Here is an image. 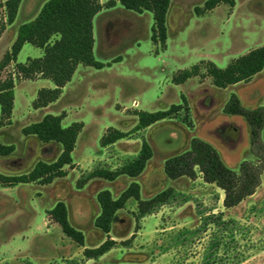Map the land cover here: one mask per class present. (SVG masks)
I'll return each instance as SVG.
<instances>
[{
	"label": "rangeland",
	"instance_id": "rangeland-1",
	"mask_svg": "<svg viewBox=\"0 0 264 264\" xmlns=\"http://www.w3.org/2000/svg\"><path fill=\"white\" fill-rule=\"evenodd\" d=\"M46 1L24 0L10 26L4 0H0V62L15 41L18 27L32 21ZM205 1L170 0L167 49L158 54L151 42V13L138 14L120 4L102 10L93 21V55L104 67L80 66L47 111L34 110L32 102L40 89L53 87L49 80H15L10 122L0 116V144L13 145L14 152L0 157L1 174L23 175L39 161L57 159L59 144H43L21 133L44 115L64 114L63 127L75 122L84 127L72 153L73 165L65 167V177L49 185H0V264H264V172L251 197L225 209L223 192L205 183L199 172L193 180H170L163 170L165 161L187 151L193 138L210 143L235 172L243 161L258 163L250 151L246 123L241 117L224 115L223 107L232 94L248 109L264 107V69L249 83L220 89L212 85L205 68L212 62L223 69L247 51L264 46V0H235L233 8L221 5L197 15L195 8ZM42 55L41 49L25 44L17 63ZM194 65H199L198 77L182 85L172 83L179 71ZM14 70L11 63L0 72V81ZM134 100L139 103L137 111L148 113L181 105L173 118L155 124L138 138L139 147L143 139L149 144L153 157L134 180L140 184L142 200L167 189L173 193L144 216L130 199L118 211L108 235L116 244L100 258L87 259L83 250L96 248L107 238L94 227L100 212L97 193L108 190L116 199L131 180L126 176L115 182L86 179L94 170H111L129 161L114 158L116 150H102L100 138L107 128L122 132L134 128ZM135 144L125 141L117 148L132 157ZM57 202L66 205L68 220L84 235L85 247L65 237L48 215Z\"/></svg>",
	"mask_w": 264,
	"mask_h": 264
},
{
	"label": "trees",
	"instance_id": "trees-1",
	"mask_svg": "<svg viewBox=\"0 0 264 264\" xmlns=\"http://www.w3.org/2000/svg\"><path fill=\"white\" fill-rule=\"evenodd\" d=\"M21 1H4L2 7L5 10L7 25L15 21ZM117 2L129 11L150 12L153 17L151 42L156 47L154 53L158 54L159 50L166 49V17L170 0H108L105 4H101L99 0H48L32 21L19 26L15 41L0 62V72L11 63L15 65L14 73L0 81V116L3 121L10 122L14 107L15 80L39 78L49 80L53 84L52 89L42 88L37 92L32 102L33 109L37 110L59 99L63 88L71 81L78 66L95 69L104 67V64L96 61L93 55V20L102 9L112 8ZM221 5L233 8L235 0H206L201 8H195L194 11L197 15H203ZM25 44L41 49L43 55L40 58L27 59L25 63H17V56ZM263 69L264 46H261L231 60L223 69L210 62L205 71L214 87L225 89L238 83L249 82ZM199 75V65H194L190 69L179 71L172 78V83L182 85ZM182 100L185 102L183 97ZM180 110L181 105H171L167 110L153 113L135 111L134 116L137 118V123L130 132L125 133L108 128L100 139V145L106 147L157 122L171 119ZM223 114L238 116L244 120L248 127L250 151L257 158L258 163L243 161L239 165L238 172H235L225 165L218 151L210 143L200 138H193L187 151L165 161L163 170L170 180L182 177L193 180L199 172L205 183L213 184L223 192V207L230 209L251 197L260 186L261 175L264 172V142L261 141L264 107L248 109L242 105L235 94H232L223 107ZM64 117V114H48L40 121L21 129L23 136H33L40 143L59 144L61 152L54 162L39 161L26 174L7 176L0 173L1 186L15 187L31 183L49 185L55 179L66 176L64 168L72 166V153L83 129V123L75 122L63 127ZM13 152V145L0 144V157H8ZM151 158L152 149L143 140L136 158L127 161L115 170H94L86 180L101 179L113 182L121 176L135 179L143 173ZM172 193V189H167L149 200H142L140 186L136 182H131L116 199L108 190L98 192L96 200L100 213L94 220V227L107 235V238L96 248H85L83 256L91 260L98 259L116 244L108 235L117 219L116 213L124 209L128 200L133 199L137 203L139 215L144 216L157 205L167 202ZM48 215L61 228L65 237L78 246L85 247L84 235L70 224L68 211L63 202H57L49 210Z\"/></svg>",
	"mask_w": 264,
	"mask_h": 264
},
{
	"label": "crops",
	"instance_id": "crops-1",
	"mask_svg": "<svg viewBox=\"0 0 264 264\" xmlns=\"http://www.w3.org/2000/svg\"><path fill=\"white\" fill-rule=\"evenodd\" d=\"M5 1V0H4ZM48 1V0H47ZM103 1H105V2H103ZM108 0H99V2L101 3V4H105L106 2H107ZM23 3H24V0H22L21 1V3H20V6H19V8H18V12H17V14H19V13H21V9H22V5H23ZM117 4H119L118 2H117ZM116 4V5H117ZM115 5V6H116ZM114 6V7H115ZM170 6H171V2H170ZM113 8V7H112ZM104 9H107V8H104ZM104 9H102V10H104ZM108 9H110V8H108ZM169 9H170V7H169ZM214 10V9H213ZM213 10H211V11H213ZM169 11V10H168ZM211 11H208V12H211ZM101 12V11H100ZM99 12V13H100ZM144 12H148V11H143L142 13H138V14H143ZM208 12H206L205 14H203V15H206ZM150 13V12H149ZM17 17V16H16ZM167 17H168V13H167ZM167 17H166V20H167ZM95 18V17H94ZM94 21V20H93ZM14 23V22H13ZM12 23V24H13ZM12 24L10 25V26H12ZM19 28V27H18ZM18 30V29H17ZM93 30H94V28H93ZM93 35H94V32H93ZM167 41V40H166ZM95 42V41H94ZM259 48V47H258ZM94 49V48H93ZM166 49H167V45H166ZM165 49V50H166ZM164 50V51H165ZM253 50V49H252ZM249 51H251V50H249ZM249 51H247L246 53H248ZM80 66H78V68H79ZM77 68V69H78ZM77 69H76V71H77ZM76 73V72H75ZM75 73H74V75H73V77H72V79H71V81L74 79V77H75ZM253 79V78H252ZM251 79V80H252ZM41 80V79H40ZM43 80V79H42ZM70 81V82H71ZM69 82V83H70ZM68 83V84H69ZM247 83H249V82H247ZM67 86V85H66ZM66 86L63 88V90H62V93H61V95L64 93V90H65V88H66ZM54 87V86H53ZM52 87V88H53ZM52 88H47V89H52ZM15 89V88H14ZM61 95H60V97H61ZM59 97V98H60ZM183 98L184 99H186L184 96H183ZM59 100V99H58ZM55 103V102H54ZM53 103H51V104H49L48 106H46V107H44V108H40V109H37V110H44V111H47L48 109H49V107L52 105ZM133 104V105H132ZM137 104V105H136ZM131 105L132 106H134L133 107V109H136V110H134V111H137V109H138V107H139V103H138V101H136V100H134V101H132V103H131ZM127 109V108H126ZM35 110V109H34ZM120 113H122V111L120 112ZM48 115V114H47ZM45 116V115H44ZM136 117V116H135ZM43 118V117H42ZM65 118V117H64ZM161 122V121H160ZM157 123H159V122H157ZM157 123H155V124H157ZM155 124H153V125H151L150 127H148V128H146V129H143V130H140V131H138V132H136V133H133V134H131L130 136H128L127 138H125V139H122V140H119V141H117V142H115V143H113V144H111V145H108V146H106V147H101V149L102 150H104V151H107V150H109V149H111V151L112 150H116L117 151V153H116V155H115V157L114 158H122V160L123 159H125V160H132V159H134V158H136L137 156H138V154H139V151H140V147H141V145H140V147H139V142H138V138L139 137H141V135L143 134V132H146V131H148L149 129H151ZM83 127H84V124H83ZM108 129V128H107ZM122 132V131H121ZM126 133V132H125ZM104 134V133H103ZM102 134V135H103ZM101 139V138H100ZM135 141L136 142V144H135V151H134V154L132 155V157H130V155H129V153L127 152V150H125V149H118L117 148V145H119V144H121L122 142H125V141ZM144 140V139H143ZM142 140V141H143ZM142 143V142H141ZM101 146V145H100ZM60 152H61V150L59 151V154H60ZM59 154H58V156H59ZM129 155V156H128ZM152 157H153V152H152ZM152 159V158H151ZM150 159V160H151ZM73 160V159H72ZM149 160V161H150ZM149 161H148V163H147V165H146V168L148 167V165H149ZM72 165H73V163H72ZM121 165H118L117 167H113V168H111V170H115V169H117L118 167H120ZM146 168H145V170H146ZM145 170L143 171V173L145 172ZM64 171H65V168H64ZM142 173V174H143ZM130 179V178H129ZM131 180V182H134V180H136V179H130ZM113 182H115V181H113ZM130 182V183H131ZM139 186H140V184H139ZM16 187V186H15ZM140 191H141V187H140ZM129 201V200H128ZM127 201V202H128ZM231 209V208H230ZM50 210V209H49ZM123 210V209H122ZM100 213V212H99ZM99 213H98V215H99ZM118 213V212H117ZM117 213H116V215H117ZM97 215V216H98Z\"/></svg>",
	"mask_w": 264,
	"mask_h": 264
},
{
	"label": "water",
	"instance_id": "water-1",
	"mask_svg": "<svg viewBox=\"0 0 264 264\" xmlns=\"http://www.w3.org/2000/svg\"><path fill=\"white\" fill-rule=\"evenodd\" d=\"M234 133H235V131H234Z\"/></svg>",
	"mask_w": 264,
	"mask_h": 264
},
{
	"label": "built area",
	"instance_id": "built-area-1",
	"mask_svg": "<svg viewBox=\"0 0 264 264\" xmlns=\"http://www.w3.org/2000/svg\"><path fill=\"white\" fill-rule=\"evenodd\" d=\"M137 105V104H136Z\"/></svg>",
	"mask_w": 264,
	"mask_h": 264
}]
</instances>
